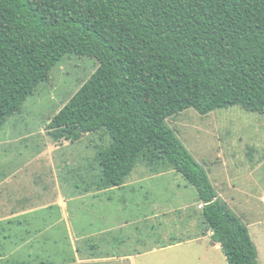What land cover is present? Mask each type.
<instances>
[{
  "label": "trees",
  "instance_id": "16d2710c",
  "mask_svg": "<svg viewBox=\"0 0 264 264\" xmlns=\"http://www.w3.org/2000/svg\"><path fill=\"white\" fill-rule=\"evenodd\" d=\"M67 56L99 67L48 135L75 144L105 132L104 189L142 160L168 164L197 190L204 233L228 264H259L249 229L165 123L190 109L264 115V0H0V131Z\"/></svg>",
  "mask_w": 264,
  "mask_h": 264
},
{
  "label": "rangeland",
  "instance_id": "374dc122",
  "mask_svg": "<svg viewBox=\"0 0 264 264\" xmlns=\"http://www.w3.org/2000/svg\"><path fill=\"white\" fill-rule=\"evenodd\" d=\"M98 67L99 63L93 58L67 56L53 69L50 80L41 84L36 94L28 98L21 114L7 121L5 127L0 131V176H2L0 180H3L4 172L12 171L13 175L16 174L17 176L16 179H13L14 190L19 192L24 189L20 182L29 185V173H33L31 184L34 187L33 181H37V179L40 181L39 178H43V176L40 177L43 170V181H45L46 187L41 196L45 197L44 199L55 198L56 194L59 193L52 190V183L54 182V185H56L57 181L63 186L61 193L66 192L65 186L68 184L67 181L70 180L76 181L77 186H80L79 191L84 189L89 191L92 188L101 190L103 188L100 178L99 157L112 143L111 138L105 132L85 135L80 142L75 144L66 141L56 143L47 133V125L89 81ZM165 124L175 132L189 154L210 176L211 181H215V173H220L228 168L232 171H235V169L238 171L252 170L258 164L259 157L262 156L264 115L252 113L240 107L218 110L207 116H201L190 109L167 119ZM45 156H49L50 163H47L48 159L46 160ZM36 161L40 163L42 169ZM236 162L239 164L237 165ZM247 163L251 165L250 168ZM147 164L146 161L142 160L135 169V174L138 176L142 172H148L153 177L140 186L142 196L153 197V190H155L156 197L161 200L175 201L177 194L180 193L183 200L190 202L194 196H197V190L189 186L181 175L171 170L168 164L157 163L151 167ZM261 164L259 163L257 166ZM222 165L224 168L221 167ZM262 169L264 179V164L259 167V170ZM35 171L39 172L38 178ZM84 180L89 183L90 189L89 187L85 188L82 184ZM187 187L189 191H186ZM217 187L221 190L220 186L217 185ZM261 191L264 194V182H262ZM123 198V195L120 196V190H115L102 194V201L100 202L88 199L84 204L86 206H82V212L77 210L74 212L73 210L74 218L94 217L96 220L100 218L103 221L101 225H95V228L90 229L88 227V230L85 229L90 234L96 228L104 227V225L111 228L116 224H120L121 220H129L135 216L128 207L125 208L129 211L124 210L122 214L120 213V208L124 204ZM257 199L262 202L261 196L258 195ZM32 202L35 204L34 207L43 203L41 198L30 201V205ZM54 209L55 207L51 208V205H44L39 209V213L41 214L42 210L47 218L49 214L56 215L57 210ZM30 216L36 217L38 215ZM257 216L253 218L255 219ZM60 219L59 224L55 226L56 228L51 227L50 229H53L48 232L45 231L44 234L37 233L36 226L29 225L31 227L26 229L20 220L13 221L10 226L1 225L0 263L93 264L92 261H87L91 259L87 257V253L94 252L92 250L94 248L91 249L92 244L86 240H76V233L70 231L72 228L69 227L71 226L69 224L71 216L68 212L64 214L62 212ZM161 222L163 221L161 220ZM256 227L252 226L249 229L260 253V262L263 264L264 240H260V234ZM53 230H56L57 235L52 233ZM202 230L205 232L204 229ZM119 235L120 232L117 236L112 233L110 238L116 241ZM205 236H209V233H206ZM104 238L110 240L108 234ZM178 239L181 238L178 237ZM158 240H162V245L170 244L169 242L164 243L163 241L166 240L161 237ZM109 245L114 246L113 242H109ZM116 252H118L117 248ZM116 252L113 251L112 253ZM97 253L101 255L108 254ZM164 253H186L185 258H180L181 262L178 264H195V253H220L224 258L221 247L219 249L213 248L212 239L189 244L177 251L158 253L151 257V263L156 264L155 260L165 264ZM77 255L80 257L77 258ZM77 260L80 262H77ZM105 264L118 263L106 262ZM137 264L144 263L138 260Z\"/></svg>",
  "mask_w": 264,
  "mask_h": 264
},
{
  "label": "crops",
  "instance_id": "0c3cea01",
  "mask_svg": "<svg viewBox=\"0 0 264 264\" xmlns=\"http://www.w3.org/2000/svg\"><path fill=\"white\" fill-rule=\"evenodd\" d=\"M261 150L262 156L259 157L258 161V164L262 163L260 166H257V164L252 170L246 169L248 171L245 169L243 171H238L236 169L232 171L228 168L220 173H215V181L212 180V182L210 176H208V178L217 195V200L223 203L248 229L252 226H257L256 228H258L260 240H264V194L261 191L264 179L262 176L263 169L259 170V167L264 164V147H262ZM45 158L47 160L49 156H45ZM49 160L51 159H48L47 163L51 162ZM53 161L54 158L52 163ZM36 163L41 169L43 168L40 166V163L37 161ZM236 163L237 165L239 164L238 162ZM247 166L249 168L251 167L248 163ZM221 167L224 168L223 165ZM35 172L38 178L39 172ZM135 172L134 170L121 188H102L101 190H94L95 188L90 189L89 183L84 180L82 184H84L85 188L89 187L90 190L84 189L83 191H79L80 186H77L76 181L70 180L67 181L68 184L65 186L66 192L61 193L60 191L63 189L61 183L57 181V184L54 185L53 182L52 190L54 192L58 191L59 193L56 194L55 198L44 199L45 197L43 198V196H41V194L45 192L46 187L45 181H43V170L40 173V177L43 176V178H39L40 181H38V179L37 181L34 180V187H32L31 184L33 173H29V185L20 182V184L24 186V189L19 192L14 190L13 184V179L17 177L16 174L13 175L12 171H6L4 172L3 180H0V226H10L11 223L13 224V221L20 220L26 229L31 226H36L37 233L44 234L45 231L48 232L56 228L55 226L58 225L61 220L62 212L63 214L68 212L71 216V220H69L71 221L69 223L71 226L69 227L72 228L70 231L76 233V240H86L92 244L91 249L94 248L92 249L94 251H92L93 253H87V257L91 258L87 261H92L93 264H105L106 262L137 264L138 260H141L144 264H152L151 257L158 253L172 250L177 251L189 244L201 243L205 239H211L212 233H209V236H205L206 234L202 230L204 229L202 217L203 204L199 202L198 195H193L194 198L190 202L183 200L180 193L177 194L175 201L157 198L155 190H153V194L155 195H152L153 197L142 196V189L140 186L150 181L153 177H151L148 172H142L141 175L143 176H138ZM0 178H2V176H0ZM217 185L221 187V190ZM115 190H120V196L123 195L124 197V204H122L120 208V213L122 214L124 210L129 211L130 209L135 215L134 218L129 220L126 219L127 221L121 220L120 224H116L111 228L108 225L98 227L91 234L86 232L85 229L88 227V229H90L95 225H101L103 221L100 220V218L96 220L94 217L76 219L74 218L73 210L74 212L75 210L82 212V206H86L84 204L88 199L100 202L102 201V194ZM186 191H189L188 187ZM258 195L259 197L261 196L262 202L257 199ZM38 198H41L43 203L38 204L36 207H34L35 204H33V202L30 205V201ZM78 201L79 203H77ZM45 202L48 203L45 204ZM44 205H51V208L55 207L54 210H57L55 213L56 215L49 214L46 218V214L42 211L43 209L40 214L39 209L44 207ZM88 211L92 212L91 210ZM34 214L38 216H30ZM256 215L258 216L254 219L253 217ZM161 220L163 222H161ZM79 225H81L80 228ZM51 227L53 228L50 229ZM119 232L120 235L116 241L110 238L112 233H115L117 236ZM52 233L57 235L56 230H53ZM107 234L110 240L104 238ZM159 237L166 240L163 241L164 243L169 242L170 244H165L166 246L162 245V240H158ZM178 237L181 239H178ZM109 242H113L114 246H110ZM212 246L216 249L221 247L220 245L214 244L213 241ZM116 248L118 252H116ZM113 251L116 253H112ZM97 252L108 254L101 255ZM195 254V264H228L226 256L224 255L223 258L220 253ZM258 254V261L259 264H261L260 253ZM185 256L186 253H164L163 259L166 260L165 264H178L181 262L180 258L184 259ZM78 257L80 256L77 255V258ZM77 262L80 261L77 260ZM154 262H156V264H162L159 261L154 260Z\"/></svg>",
  "mask_w": 264,
  "mask_h": 264
}]
</instances>
